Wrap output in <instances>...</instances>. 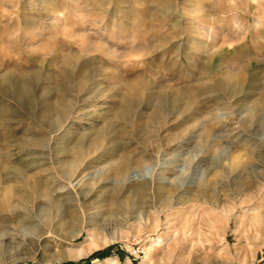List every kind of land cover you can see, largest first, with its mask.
<instances>
[{
	"label": "rangeland",
	"instance_id": "obj_1",
	"mask_svg": "<svg viewBox=\"0 0 264 264\" xmlns=\"http://www.w3.org/2000/svg\"><path fill=\"white\" fill-rule=\"evenodd\" d=\"M110 259L264 264V0H0V264Z\"/></svg>",
	"mask_w": 264,
	"mask_h": 264
},
{
	"label": "bare ground",
	"instance_id": "obj_2",
	"mask_svg": "<svg viewBox=\"0 0 264 264\" xmlns=\"http://www.w3.org/2000/svg\"><path fill=\"white\" fill-rule=\"evenodd\" d=\"M241 193V192H240ZM241 195V194H240ZM263 196V195H262ZM258 198H260V197H258V194L256 193L255 195H252V198H250V200L252 201H250V203H248V204H243V207H245V209H249V207H250V205L253 203V201L255 200V199H258ZM248 200H249V198H248ZM247 200V201H248ZM262 200V199H261ZM244 202V201H243ZM259 203V202H258ZM120 207H122V206H120ZM242 207V206H241ZM246 211V210H245ZM230 213H232V212H230ZM229 215V214H228ZM159 217V216H158ZM226 218V217H225ZM227 220V219H226ZM228 221H229V219H228ZM164 223V222H163ZM227 224H228V222L225 224V228H226V226H227ZM157 226V225H156ZM159 226V225H158ZM157 226V227H158ZM104 228V227H103ZM92 230V229H91ZM90 232H92V231H90ZM89 232V233H90ZM89 233H88V235H89ZM93 234V233H92ZM42 235H44V234H42ZM41 235V236H42ZM115 235H113V237H114ZM160 240V239H159ZM158 243V242H157ZM91 246H93V245H91ZM94 246H96V244L94 245ZM45 247V246H44ZM91 249V248H90ZM88 247L87 248H82L81 250H80V252H78L77 254H86L89 250H90ZM76 256V255H75ZM110 263L109 264H115L116 262V260L115 259H110V260H108ZM126 263V262H125ZM126 264H131L129 261L126 263Z\"/></svg>",
	"mask_w": 264,
	"mask_h": 264
},
{
	"label": "trees",
	"instance_id": "obj_3",
	"mask_svg": "<svg viewBox=\"0 0 264 264\" xmlns=\"http://www.w3.org/2000/svg\"><path fill=\"white\" fill-rule=\"evenodd\" d=\"M99 253H100V256L102 257L103 256V252L101 251V252H98L97 254H99ZM95 254H93L91 257H89L88 260H90V258H92Z\"/></svg>",
	"mask_w": 264,
	"mask_h": 264
}]
</instances>
